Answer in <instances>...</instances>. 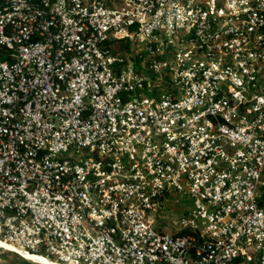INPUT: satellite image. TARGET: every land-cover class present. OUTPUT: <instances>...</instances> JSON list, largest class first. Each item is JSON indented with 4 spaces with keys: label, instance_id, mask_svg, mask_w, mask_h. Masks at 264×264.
Masks as SVG:
<instances>
[{
    "label": "built area",
    "instance_id": "obj_1",
    "mask_svg": "<svg viewBox=\"0 0 264 264\" xmlns=\"http://www.w3.org/2000/svg\"><path fill=\"white\" fill-rule=\"evenodd\" d=\"M263 183L264 0H0L2 242L264 264Z\"/></svg>",
    "mask_w": 264,
    "mask_h": 264
},
{
    "label": "rangeland",
    "instance_id": "obj_2",
    "mask_svg": "<svg viewBox=\"0 0 264 264\" xmlns=\"http://www.w3.org/2000/svg\"><path fill=\"white\" fill-rule=\"evenodd\" d=\"M149 92H145V93L149 94ZM69 153H71V151ZM260 190H262V192L264 193V183L260 187ZM259 193H261V191H259ZM170 201L172 202L170 203V206L168 207L167 211L161 215L162 218L160 216H157L158 220L156 225L165 224L168 231L174 232L178 226L177 223L178 217L183 215L186 210L191 209V199L184 192H175L172 195ZM172 203L174 206H171ZM39 252L40 254L42 253L46 258L50 260H56L52 256L45 255L41 251ZM32 263L34 262L23 261L17 255L0 249V264H32Z\"/></svg>",
    "mask_w": 264,
    "mask_h": 264
},
{
    "label": "bare ground",
    "instance_id": "obj_3",
    "mask_svg": "<svg viewBox=\"0 0 264 264\" xmlns=\"http://www.w3.org/2000/svg\"><path fill=\"white\" fill-rule=\"evenodd\" d=\"M0 248H4L5 250H11V251H15L17 253H20L21 255H23L22 257H24L27 260L33 261L34 263H39V264H61L57 261L54 260H50L46 257H44L43 255H39V254H35V253H29V252H24L21 249H19L18 247L11 245L9 243L6 242H2L0 240Z\"/></svg>",
    "mask_w": 264,
    "mask_h": 264
},
{
    "label": "clouds",
    "instance_id": "obj_4",
    "mask_svg": "<svg viewBox=\"0 0 264 264\" xmlns=\"http://www.w3.org/2000/svg\"><path fill=\"white\" fill-rule=\"evenodd\" d=\"M0 249H1V250H5L4 248H0ZM5 251H7V252H11V253H13V254H15V255L21 257L22 259L27 260V259H25L24 257H22L23 255H21L20 253H17V252H15V251H11V250H5ZM28 261H30V260H28ZM31 262H32V261H31Z\"/></svg>",
    "mask_w": 264,
    "mask_h": 264
},
{
    "label": "trees",
    "instance_id": "obj_5",
    "mask_svg": "<svg viewBox=\"0 0 264 264\" xmlns=\"http://www.w3.org/2000/svg\"><path fill=\"white\" fill-rule=\"evenodd\" d=\"M19 257V256H18ZM19 258H21V257H19ZM22 259V258H21ZM23 261H28V260H24V259H22ZM32 264H39V263H32Z\"/></svg>",
    "mask_w": 264,
    "mask_h": 264
}]
</instances>
